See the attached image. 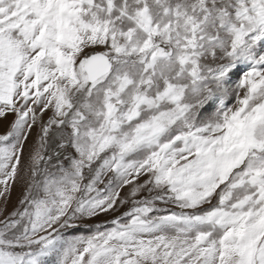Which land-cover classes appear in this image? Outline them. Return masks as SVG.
<instances>
[{"label":"snow or ice","instance_id":"1","mask_svg":"<svg viewBox=\"0 0 264 264\" xmlns=\"http://www.w3.org/2000/svg\"><path fill=\"white\" fill-rule=\"evenodd\" d=\"M0 264H264V0H0Z\"/></svg>","mask_w":264,"mask_h":264},{"label":"rangeland","instance_id":"2","mask_svg":"<svg viewBox=\"0 0 264 264\" xmlns=\"http://www.w3.org/2000/svg\"><path fill=\"white\" fill-rule=\"evenodd\" d=\"M13 203H15V195L13 196ZM9 207H11V204H10Z\"/></svg>","mask_w":264,"mask_h":264}]
</instances>
